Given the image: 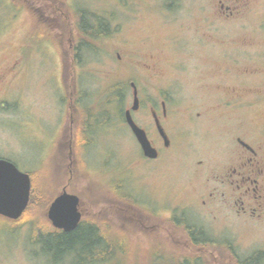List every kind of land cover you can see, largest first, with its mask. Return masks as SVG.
<instances>
[{
	"label": "rangeland",
	"instance_id": "rangeland-1",
	"mask_svg": "<svg viewBox=\"0 0 264 264\" xmlns=\"http://www.w3.org/2000/svg\"><path fill=\"white\" fill-rule=\"evenodd\" d=\"M165 1L0 0V74L14 59L27 68L20 94L35 116L34 124L19 128L12 124L17 109L0 113V157L32 173L35 194L42 195L34 203L30 190L27 218H20L25 210L17 221L0 215L5 264H244L257 252L264 255V200L256 214L238 215L233 188L211 178L230 163L234 135L264 127V102L247 111L233 108L234 97H264V0H169L171 17L163 12ZM220 2L235 14L220 18ZM81 11L120 32L102 39L84 34ZM172 35L188 63L185 76L176 73L185 85L176 105L203 114L194 123L181 114L176 127L167 126L168 147L147 119L135 118L159 152L147 159L121 121L113 125L117 111L132 103L130 92L119 100L115 95L116 82L128 79L116 52H151L170 76L168 65L180 56L166 40ZM141 98L146 107L160 102L149 89ZM63 189L79 197L84 225L112 236L110 256L71 253L55 262L57 255L43 251L38 240L48 238L41 233L50 231L47 212ZM111 190L130 198L118 199ZM185 219L209 241L193 243L177 226Z\"/></svg>",
	"mask_w": 264,
	"mask_h": 264
},
{
	"label": "flooded vegetation",
	"instance_id": "flooded-vegetation-1",
	"mask_svg": "<svg viewBox=\"0 0 264 264\" xmlns=\"http://www.w3.org/2000/svg\"><path fill=\"white\" fill-rule=\"evenodd\" d=\"M165 1V0H164ZM163 7V12L166 15H169L171 17L174 12L170 10L171 4L170 1L167 0L163 4H161ZM244 6V5H243ZM221 10H219L217 13L219 14V17L224 18H230L235 13L231 9L230 6L224 5L222 2H220ZM220 17V18H221ZM120 32L119 29H112L108 31L107 33L101 34L98 39H102L105 36L108 35H117ZM176 38L177 36H170L166 37V40H168L171 49H174L175 53L177 55H180L178 59L175 62H172L168 67H170V71L172 74L170 76L168 75L169 72H167V69L164 67V71L162 70V67L156 60V57L153 55V53L149 52L147 55H142L139 53L138 50H133L130 52H124L123 54L120 51L116 52V61L121 66H118L121 69V73H126L128 79L124 82H116V85H120L121 87L115 91V95L117 100H119V96L122 97L124 93L128 94V92L131 93L132 96V103L131 106L126 107L125 109L123 107L120 108V111L118 110L116 114V118L114 120V124H117L118 121H121V123L128 129V131L133 135L132 130L130 126L127 123L126 114L129 111L130 115L133 119V121L142 129H144L137 121L140 122V120H148L147 123H149L152 127V131L156 139H161L162 143L164 145V140L159 134L157 125L159 124L166 136V127L167 126H173L176 127V121L179 115L186 114V120L189 123H194L197 120V117L201 116L203 113L201 111H197L195 113H192L191 107H185V106H179L176 105L175 102L177 96H182L184 91V84H182L181 80L177 76H185L186 74V67L188 63H185L187 61L186 56L184 55V51H178L174 48L172 45L173 38ZM179 37V35H178ZM185 56V57H184ZM147 57V58H146ZM27 68L24 65L21 64V61L18 59H14L9 65H7V69L5 68V72H3L4 75L0 74V113L2 112L6 114L7 111H9L10 108L17 109L18 119H16L12 124L16 123L19 128L24 123L30 122L33 123V117L31 113L25 107L23 106L22 101V95L21 90H24V87L26 85L25 80L27 79V75H25V70ZM169 71V70H168ZM165 72V74L163 73ZM176 73L178 75L176 76ZM20 75L24 76L23 81L18 80V77ZM117 75H119V72H117ZM160 78V80H157ZM162 81L159 83V85H156V90L151 89V85L154 81ZM19 83H22L24 85L20 86ZM146 83L149 84L147 87L150 91H152L154 94H156L157 97H159L160 102L158 104H147L146 102L142 100L141 95L146 92L148 89L146 87ZM182 85L179 89L174 90L173 86ZM118 87V86H117ZM138 98V106L136 109H133V103H134V97ZM261 95H254L251 99H243L242 96L240 97H234L233 99H237L236 102L237 105H233L234 109H241V111H247L248 109H251L253 107H257L259 104L264 102V97ZM173 98V99H172ZM173 100V101H171ZM229 103V100H228ZM229 104L232 105L230 102ZM188 109L189 111H181V109ZM12 111V110H11ZM136 118V119H135ZM150 119H152V123L150 122ZM7 123V122H6ZM10 124V123H8ZM155 126V130H154ZM147 135V130L144 129ZM250 135H246V132L237 133L234 135L233 142L235 143L233 149L229 152L228 159L231 160L230 163L226 164L223 163V170L220 172V174H214L212 175V179L216 181L215 178H218L219 181L224 184L228 185V187H231L232 192L230 194V199L234 200L233 204H235L237 207L234 209L235 213L238 215H254L256 214L257 210H260L259 207H261V204L264 200V151L260 153V150H263L264 148V127H261L260 130L256 133L249 132ZM20 135V131H19ZM134 136V135H133ZM248 136L250 138H248ZM148 137V135H147ZM135 138V136H134ZM149 139V137H148ZM168 139V145L165 147L170 146L171 139L169 136H167ZM253 140L256 144L254 145L250 140ZM150 140V139H149ZM151 142V140H150ZM152 144V143H151ZM156 148V147H155ZM157 152L158 149L156 148ZM227 150V151H228ZM159 156V152H158ZM157 156V157H158ZM156 157V158H157ZM1 159L8 160L10 162L11 159L9 157L2 156ZM154 158V159H156ZM149 159V158H147ZM227 162V161H226ZM13 163V162H12ZM224 171V172H223ZM213 173L214 171L211 170ZM237 198V199H236ZM257 204V207H254V204ZM232 204V205H233ZM80 210V209H79ZM81 214L82 211L80 210ZM83 215L81 217L80 222L76 226V228L83 224ZM19 220V219H18ZM17 221V220H12ZM50 232L52 234H61V233H69L71 231L76 230H70L65 231L60 228H56L53 226L51 221L48 219ZM90 226H94L93 224L86 223ZM96 230H100L98 226H94ZM50 254V253H49ZM68 257L69 252H64L62 254H59L57 256V262L62 257ZM0 264H5L4 259L0 257Z\"/></svg>",
	"mask_w": 264,
	"mask_h": 264
},
{
	"label": "water",
	"instance_id": "water-1",
	"mask_svg": "<svg viewBox=\"0 0 264 264\" xmlns=\"http://www.w3.org/2000/svg\"><path fill=\"white\" fill-rule=\"evenodd\" d=\"M138 106V98L134 97L133 109ZM127 123L141 149L144 157L154 159L158 156L156 148L151 144L144 129L139 127L132 119L130 112L126 114ZM159 134L168 145L167 136L163 128L157 125ZM31 179L28 173L22 172L17 166L0 158V215L17 220L26 209L29 202ZM79 197L68 193L65 189L51 202L47 218L56 228L70 231L76 228L81 220L78 209Z\"/></svg>",
	"mask_w": 264,
	"mask_h": 264
},
{
	"label": "trees",
	"instance_id": "trees-1",
	"mask_svg": "<svg viewBox=\"0 0 264 264\" xmlns=\"http://www.w3.org/2000/svg\"><path fill=\"white\" fill-rule=\"evenodd\" d=\"M79 17L82 19V23H80V28L84 34L89 35L90 37H96L98 35L107 33L109 31L108 25L105 22L106 19L103 17H100L96 14H88L84 11H81L79 14ZM79 47L77 48V50ZM80 50V49H79ZM78 57L79 55L76 54ZM29 176L31 179V200H42V195L38 196L39 194L36 193L35 185L33 182V174L29 172ZM112 193L116 196V193L111 190ZM94 193H97L96 191H93ZM33 194V195H32ZM124 196H116L118 199H128L130 196H127L126 193ZM32 203V202H31ZM29 202V204L31 205ZM135 204L134 202H132ZM28 204V207L25 209L24 215H22L20 218H27L28 211L30 209V205ZM182 224L178 223L177 226H180L183 228L185 227V232L187 233V237H190L191 241L193 243H201L202 241L208 242L209 239L206 238L207 235H205L204 231L200 226H197L195 223L188 222L186 219L185 221L182 220ZM95 226V225H94ZM94 226H90L88 224L80 225L76 228V230L71 231L69 233H61V234H52L50 231L48 232H41L48 236L45 240L39 238L38 241H42L43 245V251L48 253L53 252L55 255L62 254L64 252H69V254L72 253L75 257H80L82 254H85L89 259H97V254H101L103 256H110L111 253H105L107 248L109 247V242L112 239V236L109 234L104 233L103 231L96 230ZM99 228V227H98ZM184 230V229H183ZM205 236V237H204ZM124 239V235L122 237ZM119 237L117 241H119V250L122 252L125 251V245L124 248L121 247L122 239ZM111 246V244H110ZM127 248V247H126ZM106 255H105V254ZM102 256V257H103ZM104 257L103 259H105ZM264 258L263 253L257 252L254 255L248 257L244 264H261V260Z\"/></svg>",
	"mask_w": 264,
	"mask_h": 264
}]
</instances>
